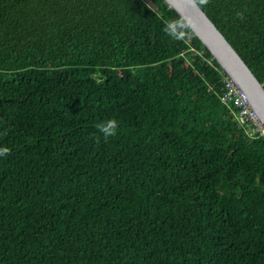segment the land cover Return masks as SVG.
<instances>
[{"label":"trees","instance_id":"1","mask_svg":"<svg viewBox=\"0 0 264 264\" xmlns=\"http://www.w3.org/2000/svg\"><path fill=\"white\" fill-rule=\"evenodd\" d=\"M201 8L264 83V0ZM179 18L0 0V264H264V136L220 101L194 32L164 33Z\"/></svg>","mask_w":264,"mask_h":264},{"label":"water","instance_id":"2","mask_svg":"<svg viewBox=\"0 0 264 264\" xmlns=\"http://www.w3.org/2000/svg\"><path fill=\"white\" fill-rule=\"evenodd\" d=\"M163 1L180 17H191L195 21L194 34L210 52L223 73L245 92L251 107L264 123V83L258 80L201 6L190 0Z\"/></svg>","mask_w":264,"mask_h":264},{"label":"built area","instance_id":"3","mask_svg":"<svg viewBox=\"0 0 264 264\" xmlns=\"http://www.w3.org/2000/svg\"><path fill=\"white\" fill-rule=\"evenodd\" d=\"M222 76L220 101L232 110L237 123L243 127L248 137L264 136V123L251 107L245 92L226 74Z\"/></svg>","mask_w":264,"mask_h":264},{"label":"clouds","instance_id":"4","mask_svg":"<svg viewBox=\"0 0 264 264\" xmlns=\"http://www.w3.org/2000/svg\"><path fill=\"white\" fill-rule=\"evenodd\" d=\"M190 2L203 7L209 3V0H190ZM237 16L242 18L243 13H237ZM194 30L195 21L191 17L184 16H181L179 19L166 21L163 28L164 33L175 41L185 40ZM97 128L105 138H109L117 134L119 122L116 119H109L99 123ZM9 151L7 147L0 148V156L8 155Z\"/></svg>","mask_w":264,"mask_h":264}]
</instances>
